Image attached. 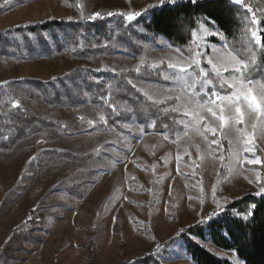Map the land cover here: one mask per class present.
Instances as JSON below:
<instances>
[{"label":"rangeland","instance_id":"374dc122","mask_svg":"<svg viewBox=\"0 0 264 264\" xmlns=\"http://www.w3.org/2000/svg\"><path fill=\"white\" fill-rule=\"evenodd\" d=\"M156 3L0 0V33L66 20L104 22L113 34L111 41L92 37L94 47L107 51L90 58H75L67 52L50 58L35 54L27 60L0 57V87L10 94L12 106L30 109L59 126L19 141L11 150H0V264H122L144 258L158 264H194L178 238L181 230L213 217L243 196L261 197L255 195L256 181L259 174L264 184V164L247 160L264 161V128L254 133L251 120L237 126L255 135L252 153L236 142L235 127L221 131L218 122L209 120L217 134L204 133V122L195 126L184 115L188 110L184 99L191 89L168 69L169 62L186 63L187 57L144 28L154 9L131 22L107 15L142 11ZM96 12L101 17L89 19ZM197 45L201 51L206 48L204 59L211 58L223 72L230 51L219 30L202 25L195 40L192 37L195 51ZM153 64L159 67L152 68ZM78 67L97 73H150L158 78L159 82L134 79L131 85L150 101H163L177 115L174 137L144 134L135 121L123 125L128 133L119 132L88 103L85 93L75 107L48 106L25 83L49 82ZM198 74L194 72L189 82ZM238 74L223 72V78L230 82ZM220 83L214 80L216 88ZM223 88L232 91L227 83ZM206 99L200 97L201 102ZM213 139L216 144L211 143ZM67 155L81 160L67 159ZM194 241L218 259L240 262L233 252Z\"/></svg>","mask_w":264,"mask_h":264},{"label":"trees","instance_id":"16d2710c","mask_svg":"<svg viewBox=\"0 0 264 264\" xmlns=\"http://www.w3.org/2000/svg\"><path fill=\"white\" fill-rule=\"evenodd\" d=\"M253 16L261 21L259 25L251 23ZM202 25L217 28L228 50L249 64L246 77L264 83V50L258 48L251 38V31L257 28L264 32V0H243L242 4L232 0H201L196 5H165L163 9L150 11L148 20L144 22L148 33L162 37L170 46L180 49L186 57L195 53L192 46L193 30L196 33ZM92 37L94 40H113V34L104 22L72 23L54 20L19 27L0 33V57L27 60L35 54L50 58L54 54L67 52L75 58L83 59L105 53L106 48L93 46ZM253 59L255 65L252 64ZM206 68L209 71L207 65ZM134 79L159 82L150 73H97L90 68L78 67L49 82L26 80L25 83L45 105L75 107L83 101L82 93H85L88 103L97 108L104 115L106 123L115 130L128 133L123 130V125L135 121L144 134H162L172 139L177 129V115L168 109L169 106L154 103L135 89L129 83ZM217 90L221 94L230 93L224 88L218 87ZM9 97L10 94L0 87V150H11L19 141L31 140L59 129L53 121L30 109L12 106ZM66 157L81 160L70 155ZM252 204L256 205L252 210L254 215L244 220L243 216ZM208 223L210 227L197 224L181 231L178 236L194 264L231 263L211 255L193 237L209 242L217 249L233 252L245 264H264V196L246 195L232 201ZM122 264L158 262L144 258Z\"/></svg>","mask_w":264,"mask_h":264},{"label":"snow or ice","instance_id":"6c2138e0","mask_svg":"<svg viewBox=\"0 0 264 264\" xmlns=\"http://www.w3.org/2000/svg\"><path fill=\"white\" fill-rule=\"evenodd\" d=\"M5 3H8V0H5ZM177 3H191L196 5L201 3V0H158V3L151 4L142 11L128 12L127 14L123 12H109L107 15L123 16L126 21L131 22L137 17L142 16L149 9H163L165 5H175ZM234 3L242 4L243 0H234ZM100 17L101 14L96 12L89 17V19H96ZM251 23L253 25H259L261 21L257 20L255 16H253ZM210 34L217 35L215 32ZM251 38L255 41V45L258 48L264 50V43H262V39H264V32H261V30L257 28L256 30L251 31ZM193 39L195 40V30H193ZM176 51L181 52L180 49H177ZM206 55V48L204 51H201L199 45H197L195 53L186 58V63H168V69L172 70V74L177 78V81L183 84L185 88L191 89V91L186 94L184 99L186 109H188L184 112V115L190 117L195 126H199L201 122H204V133H211L213 136L217 134V128L210 126L208 123L209 120L218 122L219 129L221 131L226 128L235 127V131L238 133L236 142L243 143L245 145L244 151L252 153L255 150V135H249L243 127L237 126L246 125L248 120H251L254 133L258 127L264 128V83H260L246 77L245 73L249 70V64L240 60L231 52L228 53V62L224 64L223 72L239 73V76L233 78L230 82L226 81L223 78L221 68L214 63L211 58L206 60L204 59ZM252 64H256L255 59H253ZM206 65L210 66L211 72L207 70ZM151 67L157 68L159 65L153 64ZM99 70L103 71L104 69ZM197 70L199 73L198 77L191 79V82H189L191 75ZM139 71L140 68L138 67L137 72ZM216 79L221 81V89L224 87V84L227 83V87L232 89V91L228 94H221L214 84V80ZM129 83H131V81H129ZM197 88H199V91H196ZM201 96L207 97V99L204 102H201ZM176 99L179 100L180 97H177ZM159 102L163 103V101ZM13 106L18 107L16 104ZM173 110L175 111L176 109ZM205 112L208 114L207 116L204 115ZM103 119L104 117L102 116L101 120ZM199 130V127H197V131ZM211 143L216 144L217 141L213 139ZM229 144H232V141H229ZM247 163L256 165L264 164V161H261L259 158H252L248 159ZM256 182L259 191H257L255 195L264 196V184L260 183L259 174H257ZM255 208L256 205L252 204L250 206V210L243 216V219L248 220L249 217L253 216L254 212L252 210ZM214 215H218V213H214ZM211 219L212 216H209L207 220L198 221V224H206L210 227L211 225L208 221ZM193 239H195V237H193ZM160 247L161 246L159 244L156 245L157 250H159ZM239 264H245V262L240 261Z\"/></svg>","mask_w":264,"mask_h":264}]
</instances>
